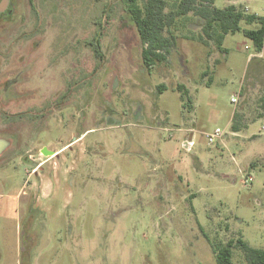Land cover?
I'll list each match as a JSON object with an SVG mask.
<instances>
[{"label": "rangeland", "instance_id": "1", "mask_svg": "<svg viewBox=\"0 0 264 264\" xmlns=\"http://www.w3.org/2000/svg\"><path fill=\"white\" fill-rule=\"evenodd\" d=\"M245 6L264 17V0ZM201 26L179 27L150 71L121 0H0V196L18 195L0 201V264H216L211 242L264 249V117L229 127L234 110L240 130L263 112V82L246 74L256 51L241 33L226 54L203 45ZM232 262L245 264L239 248Z\"/></svg>", "mask_w": 264, "mask_h": 264}, {"label": "trees", "instance_id": "2", "mask_svg": "<svg viewBox=\"0 0 264 264\" xmlns=\"http://www.w3.org/2000/svg\"><path fill=\"white\" fill-rule=\"evenodd\" d=\"M137 30L142 44L141 62L150 70L165 63L170 51L176 47V31L191 18L202 21L201 31L194 40L208 45L213 43L222 51L227 35L241 33L256 52L264 46V17L247 14L234 5L219 9L215 0H121ZM253 27V28H250ZM160 90H164L160 87ZM187 94V91H185ZM188 97V103L190 104ZM188 104V106H189ZM239 115L234 114L231 132H239ZM250 167H253L251 164ZM216 264H233V249L239 248L245 264H264V249L251 247L246 241L230 240L226 244L210 243Z\"/></svg>", "mask_w": 264, "mask_h": 264}, {"label": "crops", "instance_id": "3", "mask_svg": "<svg viewBox=\"0 0 264 264\" xmlns=\"http://www.w3.org/2000/svg\"><path fill=\"white\" fill-rule=\"evenodd\" d=\"M238 1H240V0H232L231 1V4L232 5H234V6H236V4L238 3ZM219 52H221V53H223V54H226L227 52H226V50L225 49H223V46H222V51H219ZM246 74H247V77H248V80H250L251 82H257V81H262L263 83H259V85L261 86V87H263L264 88V46H263V48H262V51L261 52H256V54L255 55H253L252 56V58L250 59V62H249V66H248V68H247V72H246ZM241 90V89H240ZM240 90H239V93L241 94V92H240ZM238 93V94H239ZM241 96V95H240ZM242 98V97H241ZM263 104H264V98H263ZM236 110H234V111H232V113H231V116H230V119H229V127H231V124H232V120H233V116H234V114L236 113L235 112ZM239 112H241V114H242V112L243 111H239ZM247 116L248 115H244V116H242V118H240V116H239V118H240V120L242 119V120H244V119H246L247 118ZM264 117V106H263V112H261V114L255 119V120H253L252 118H250V123L249 124H247V126L245 125V127L242 129V130H240L239 132H231V130H230V132H231V135H233V136H237V134L238 133H241V132H243V131H245L247 128H248V126L251 124V123H253L254 121H256L257 119H260V118H263ZM192 130H194V129H192ZM195 131V130H194ZM195 132H197V131H195ZM199 133V132H198ZM252 160L253 159H250V160H247V161H245L244 163H247V162H252ZM248 166H249V168H250V166H251V163L250 164H248ZM243 171L245 170V168H243L242 169ZM17 196L18 195H16L15 197H13V196H7V197H2V196H0V201H1V199H3V198H6L7 200H9L10 202L11 201H16L17 199ZM0 206H1V203H0Z\"/></svg>", "mask_w": 264, "mask_h": 264}, {"label": "built area", "instance_id": "4", "mask_svg": "<svg viewBox=\"0 0 264 264\" xmlns=\"http://www.w3.org/2000/svg\"><path fill=\"white\" fill-rule=\"evenodd\" d=\"M242 10L247 13L250 14V10L245 6L242 8ZM241 100V96L240 93L237 96H233L230 99V102L232 105L237 106V104L239 103V101ZM264 129V127H263ZM190 136H186L182 142H181V146L183 148V150L185 152H191L192 149L195 147V139H194V134L195 131L194 130H190L189 131ZM223 131L219 128L214 129L211 132L208 133H204V137L206 139L207 144L209 145H213L215 144L217 141H219L222 137H223ZM253 181V177L251 175H248L247 177L244 178V180L242 181L243 185H246L248 183H251Z\"/></svg>", "mask_w": 264, "mask_h": 264}, {"label": "water", "instance_id": "5", "mask_svg": "<svg viewBox=\"0 0 264 264\" xmlns=\"http://www.w3.org/2000/svg\"><path fill=\"white\" fill-rule=\"evenodd\" d=\"M3 5H5L4 3H2ZM8 146V144L5 141L0 140V154L6 149V147ZM41 153L45 156H52L54 155V153L48 151L46 148H43Z\"/></svg>", "mask_w": 264, "mask_h": 264}, {"label": "flooded vegetation", "instance_id": "6", "mask_svg": "<svg viewBox=\"0 0 264 264\" xmlns=\"http://www.w3.org/2000/svg\"><path fill=\"white\" fill-rule=\"evenodd\" d=\"M10 83L14 84L12 81L8 82L6 87H9L10 86ZM76 140L74 139L72 142H75ZM42 151V150H41Z\"/></svg>", "mask_w": 264, "mask_h": 264}]
</instances>
